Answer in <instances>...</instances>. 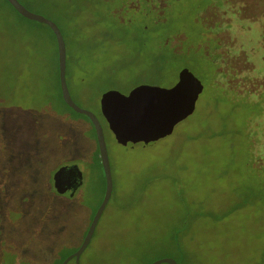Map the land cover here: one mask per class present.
Wrapping results in <instances>:
<instances>
[{"label": "rangeland", "instance_id": "obj_1", "mask_svg": "<svg viewBox=\"0 0 264 264\" xmlns=\"http://www.w3.org/2000/svg\"><path fill=\"white\" fill-rule=\"evenodd\" d=\"M21 1L38 10L32 0ZM70 9L76 6L72 3ZM14 15L8 3L0 0V32ZM54 19L67 36L61 17ZM27 28L37 32L34 26ZM135 33L130 30L120 36L106 31L98 45L96 38L89 42L75 36L73 43L69 41L67 80L81 107L102 113L100 92L114 67L119 69L114 79L117 90L139 77L146 79L141 74L151 69L148 50L139 58L140 64L117 66L136 57L140 42ZM88 49L95 52L88 54ZM20 61V71L29 84L17 85L0 102V199L11 205V213L32 217L33 210L20 203L31 197L37 200L39 167L53 165L61 160L60 154L65 160L75 154L84 181L76 197L69 200L78 217L67 244L76 248L106 189L95 131L84 114L61 99L54 56L38 54ZM191 70L204 81L195 68ZM174 80L167 75L157 84L168 86ZM183 124L169 139L146 149L128 148L110 133L106 135L113 197L82 264H148L161 258H174L179 264H264V173L261 164L254 162V150L249 148L252 141L244 137L246 133L227 138L220 118H202L203 138L195 143V122ZM236 129L243 130L241 123ZM127 208L132 211L128 213ZM47 214L52 220L63 215L59 211ZM25 224L32 226L31 220ZM143 240L146 245L141 244ZM171 243L176 248L169 247ZM143 246L141 261L122 255Z\"/></svg>", "mask_w": 264, "mask_h": 264}, {"label": "trees", "instance_id": "obj_2", "mask_svg": "<svg viewBox=\"0 0 264 264\" xmlns=\"http://www.w3.org/2000/svg\"><path fill=\"white\" fill-rule=\"evenodd\" d=\"M5 1L15 15L8 17L7 24L1 26L0 102L17 85L24 88L29 84L25 72L20 71V58L27 57L30 60L39 54L46 58L54 56L60 97L66 104L61 92L58 46L54 31L48 24L25 18L8 0ZM21 2L59 25L65 37L67 58L69 52H72L69 41L73 43L75 36L85 37L87 39L82 40L89 42L96 38L93 43L98 45L102 33L106 31L119 32L121 36L134 30L140 42L136 57L129 63H117V66L130 67L136 61L140 64L139 58L148 50L151 69L148 73L141 74L146 79L139 77L132 85L123 88L124 93H129L142 83L158 85L167 75L175 78L168 85L172 86L177 82L182 68H195L205 81L204 84L199 77L204 84V91L199 97L195 112L175 128L182 123L191 125L195 122V143H201L203 132L199 129L200 119L208 121L213 118L219 121L220 118L222 125L225 124L223 134L227 138L235 139L246 133L244 137L252 141L249 148L254 150V162L261 164L264 173V0H32L38 10ZM72 3L76 6L75 10L70 9ZM57 16L61 17L67 36L63 27L54 19ZM29 25L34 26L37 32L29 30ZM42 29H46L48 33H43ZM155 38L156 44L148 46L153 40L152 44L155 43ZM88 51V54L95 52L91 49ZM118 70V67H114L111 71L109 83H105L100 92L101 97L108 90L115 89L114 79L119 74ZM205 110L206 114H203ZM97 115L106 135L110 133L115 137L103 113L100 111ZM216 115L219 117H215ZM85 116L95 131L91 119ZM240 123L243 130L236 129ZM171 135L162 139H169ZM95 137L97 138L96 131ZM242 141L246 150V141ZM97 147L100 155L99 145ZM146 148L148 147L143 149ZM60 157L61 160L53 161L51 166L45 164L39 167L41 183L36 185L39 192L37 200L31 197L24 204L20 203L33 210L32 217L11 213V205L6 204V199H0V264H62L80 247L94 216L83 232L81 243L76 248H69L67 240L70 232L75 229L78 212L69 207V200L72 198H66L56 187L54 175L63 167L79 164L80 159L75 154L69 155L66 160L61 154ZM103 175L106 188L104 171ZM105 191L106 189L104 194ZM111 202L110 200L105 211ZM126 210L128 213L132 211L128 208ZM53 211L62 212L63 215L52 220L47 213ZM26 220H31V227L25 224ZM91 243L81 257V264ZM141 244L146 245V241H141ZM174 246L176 248L175 244H169V247ZM122 255L128 260L138 257L141 261L145 255V247ZM153 261L155 260L148 264ZM68 264H76L75 259Z\"/></svg>", "mask_w": 264, "mask_h": 264}, {"label": "water", "instance_id": "obj_3", "mask_svg": "<svg viewBox=\"0 0 264 264\" xmlns=\"http://www.w3.org/2000/svg\"><path fill=\"white\" fill-rule=\"evenodd\" d=\"M27 19L48 24L55 33L59 55L61 92L66 104L75 112L87 115L95 128L100 158L106 177V192L80 247L69 255L62 264L75 259L81 264V257L90 245L104 211L113 195L114 178L106 133L98 115L81 107L72 97L67 81V48L64 34L59 25L44 14L34 12L20 0H8ZM204 91V84L188 67L180 70L178 80L172 86L142 83L129 93L111 89L101 97V109L116 139L124 146L145 148L173 133L175 126L197 109V102ZM179 264L174 258H161L151 264Z\"/></svg>", "mask_w": 264, "mask_h": 264}, {"label": "flooded vegetation", "instance_id": "obj_4", "mask_svg": "<svg viewBox=\"0 0 264 264\" xmlns=\"http://www.w3.org/2000/svg\"><path fill=\"white\" fill-rule=\"evenodd\" d=\"M58 172L59 173H55L54 175V181H55L56 187L60 191H62V193L65 195L66 198H70V199L75 198L76 192L82 186L83 181H84L83 174L81 170L79 169V166L77 165L66 166V167H63ZM104 196L105 195H103V199H104Z\"/></svg>", "mask_w": 264, "mask_h": 264}]
</instances>
